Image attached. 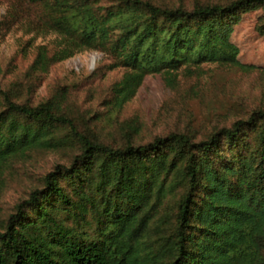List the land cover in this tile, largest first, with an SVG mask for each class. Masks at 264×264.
Masks as SVG:
<instances>
[{
  "label": "trees",
  "instance_id": "1",
  "mask_svg": "<svg viewBox=\"0 0 264 264\" xmlns=\"http://www.w3.org/2000/svg\"><path fill=\"white\" fill-rule=\"evenodd\" d=\"M29 1L44 3L42 25L60 35L53 60L69 57L82 46L108 42L118 32L112 50L129 70L112 87L116 107L135 95L147 74L203 62L237 64L230 27L243 13L264 9V0L197 3L191 8L119 0L127 10L97 8L90 0ZM44 53L40 48V58ZM0 96V166L45 145L59 123L67 124L80 144L70 163L50 170L44 186L32 190L8 216L0 231V264H264L262 110L200 141L172 132L146 144L113 147L79 132L54 96L36 106L13 101L6 90L0 89ZM248 131H255L257 147L246 152ZM61 180L80 201L71 200ZM177 187L183 192L175 224L158 257L141 246L150 218L143 210L153 192L165 197ZM86 201L96 212L97 226L93 236L80 237L56 215L64 209L75 222H85L76 209L83 210Z\"/></svg>",
  "mask_w": 264,
  "mask_h": 264
},
{
  "label": "rangeland",
  "instance_id": "2",
  "mask_svg": "<svg viewBox=\"0 0 264 264\" xmlns=\"http://www.w3.org/2000/svg\"><path fill=\"white\" fill-rule=\"evenodd\" d=\"M90 1L97 8L127 10L119 0ZM144 1L160 7L191 8L197 3L227 4L232 0ZM45 11L43 2L0 0V89L8 91L13 101L30 106L54 96L60 102L59 109L71 116L78 131L91 138L113 147L127 142L146 144L172 132L200 141L254 110L264 112L263 8L243 13L230 27L228 38L238 49L237 64L203 62L169 73L147 74L135 95L122 107L114 106L110 97L113 85L129 70L112 50L118 32L108 42L82 46L69 57L53 60L61 38L57 32L43 27ZM40 48L45 49L42 58ZM3 110L0 96V112ZM13 118L23 121L17 115ZM9 121L7 118L4 125ZM247 133L243 150L249 152L257 147V136L255 131ZM79 152L80 144L70 127L59 123L45 145L2 163L0 231L16 205L32 190L44 186L45 175L56 165H68ZM60 185L71 200L80 201L69 183L61 180ZM182 192L183 188L177 187L160 198L152 193L143 210H148L150 216L141 239L146 252L160 256V244L174 227ZM82 204L83 210L80 206L76 211L85 216V222H75V217L64 209L57 212L56 218L80 237L93 236L96 212L87 201Z\"/></svg>",
  "mask_w": 264,
  "mask_h": 264
}]
</instances>
